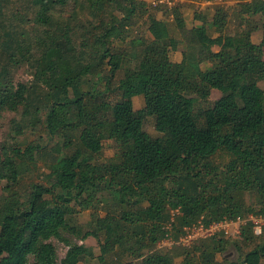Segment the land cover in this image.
Segmentation results:
<instances>
[{
  "label": "trees",
  "instance_id": "trees-1",
  "mask_svg": "<svg viewBox=\"0 0 264 264\" xmlns=\"http://www.w3.org/2000/svg\"><path fill=\"white\" fill-rule=\"evenodd\" d=\"M92 1L96 21L80 27L83 44L78 51L72 27L76 15L62 23L55 12L71 4L76 12L83 6L82 0H0V45L5 47L0 57H6L1 76L18 62L10 43L22 34L17 27L23 30L21 23L31 19L37 30H43L35 36L41 50L34 61L38 66L35 83L18 87L2 84L0 114L18 112L21 107L28 113L45 111L50 136L63 133L66 138L61 148H53L59 158L47 176L49 185L34 184L26 201L7 187L11 191L0 203V264H59L57 250L50 243L53 238L71 246L61 264H80L82 257L76 254L84 248L70 245L62 235L77 232L68 223V217L76 213L72 204L88 208L99 191L114 186L118 176L125 177L119 190L121 203L134 207L143 203L140 197H149L150 206L136 214V221L125 214L124 223L114 218L111 223L101 222L107 228L99 257L102 263L113 253L130 258L123 264H176L171 255L156 251L165 238L161 232L159 237L157 229L161 231L167 205L181 207L180 224L188 226L205 213L206 226L264 213V89L260 86L264 82V0H235L239 27L248 26L251 18H262L263 39L258 45L247 44L240 32L225 33L230 16L223 7L216 8L211 22L204 13H195L202 24L191 30L175 9L177 26L185 33L181 63L172 62L170 51L150 49L148 42H143L141 51H133V56L113 46L118 39L126 40L129 29L145 19L152 40L177 51L181 41L172 37L167 22L152 13L161 5L139 0ZM11 2L19 9L24 5L29 13L17 15L20 22L16 27L7 23L5 9ZM111 5L120 18L109 21L105 10ZM132 58L137 60L134 68ZM210 62L213 67L202 68ZM122 71L124 76L118 79ZM213 90L222 94L214 103L210 101ZM140 97L144 107L135 110V98ZM149 117L154 119L159 137L146 132ZM100 132L119 143L118 162H95L103 153L102 143L95 138ZM221 152L229 155L230 161L218 182L208 180L218 173L214 159ZM3 153L0 185L8 179L15 186L30 166L49 155L45 147L23 148L20 144L5 147ZM246 193L258 199L255 205L244 203ZM160 197L162 204L157 200ZM144 217L156 220L151 235L144 224L135 225L149 222ZM122 226L132 228L131 235H116ZM239 228L245 241L257 239L251 223ZM97 236L96 231L87 232L81 240ZM223 237L228 235L219 232L193 249L175 245L185 255L182 264H193L195 258L202 264H222L217 255L229 244ZM109 243L117 252L106 247ZM84 254L94 258L90 250ZM244 264H264V237L246 254Z\"/></svg>",
  "mask_w": 264,
  "mask_h": 264
},
{
  "label": "rangeland",
  "instance_id": "rangeland-1",
  "mask_svg": "<svg viewBox=\"0 0 264 264\" xmlns=\"http://www.w3.org/2000/svg\"><path fill=\"white\" fill-rule=\"evenodd\" d=\"M142 2H146L148 4L153 5V3H159L161 5L160 10L152 9L153 15L159 19L160 21H165L170 25L171 35L174 39L180 40L181 44L178 47V50L173 52L169 50L170 48L162 44L158 41H153L151 35L148 32V21L145 19L138 20L136 26L131 27L125 36L126 40L118 39V41L113 43V46L119 50L120 52L126 53L129 55H134L133 51H141V46L143 42H148L149 48L156 51H170V57L173 63H181L183 60V50L185 48L184 39L185 33H183L177 26V22L175 20V16L173 11L177 9L181 14L185 21L186 29H193L192 26L196 24V22L201 23L199 20H196L195 13H204L207 16L208 22L212 21L213 15L215 14L217 7H223L227 11L230 16L227 20V26L225 33L228 35H236L237 33H242V36L245 39L247 44H255L258 45L262 42L263 39V20L261 17H254L250 19V24L245 28L239 27L238 21L236 20V15L238 14V7L235 0H139ZM161 1H165L160 3ZM13 2V0H12ZM10 3L8 7L5 9L7 23L13 24V26L17 23L19 24L20 20L17 15L29 14L24 5H20V9L16 6V4ZM83 6L78 8L76 12L73 11L74 6L71 4L70 6H66L64 9L57 10L55 12V17L57 20L62 23L68 22L71 19L73 14L76 15L75 21L72 24L74 34L76 37V42H74V46L79 48L82 39L80 38L82 34L81 26H88L87 24L91 22H95L96 20L92 17L94 14V10L91 7L93 1L90 0H82ZM170 3L171 6L168 4ZM24 7V8H21ZM76 9V6H75ZM91 12V13H90ZM107 14V19L110 21L115 18H120V14L117 10H115V6H107L105 10ZM22 24V28H18L21 31V35H18L13 39L12 42V50L11 53H14L18 58V62L14 64L9 70L8 73L4 76L2 75L3 65L6 64V57H0V86L2 84L8 85L9 87H18L20 84L31 86L35 83V74L37 72L38 66H35L40 56L41 50L38 47L37 42L35 41V36H40V33L43 30H37L34 26V23L31 19L24 21ZM21 26V25H20ZM16 27V26H14ZM24 31V32H23ZM212 32V31H211ZM80 34V35H79ZM214 34V33H213ZM79 35V36H78ZM26 36V37H25ZM96 36L94 37L95 40ZM28 39V40H27ZM27 40V41H26ZM91 41V42H94ZM22 47V48H21ZM5 47L0 45V56L4 52ZM220 48L215 47L214 51L219 52ZM80 51V48L78 49ZM131 67L134 68L137 65V60L132 58ZM214 64L204 63L202 65L203 69L211 68ZM106 68V67H105ZM125 71H122L118 75V79L124 76ZM7 83V84H5ZM261 88L264 89V82L260 84ZM103 87V86H102ZM2 87H0L1 89ZM222 97V94L213 90L211 92L210 101L212 103L216 102ZM144 107V99L142 97L135 99V110H140ZM46 119L47 112L45 111H32L30 113L27 112V109L21 107L18 112H2L0 114V156H2L3 150L5 147H13L17 144H20L23 148L27 145L41 146L45 147V151L48 152V156L42 157L38 160L37 165L30 166V170L21 176L20 183L12 185L8 179L4 180L0 185V203L3 202L2 199L7 197L8 190L7 187H12L13 192L18 196L21 201H26L32 191V187L34 184H44L49 185L47 176L50 174L51 168L56 163V159H58V154L53 151L54 147L61 148L63 143H65L66 138L59 134L55 137H51L46 128ZM21 124V126L19 124ZM20 127V129H18ZM145 130L152 137H159L160 134L155 129V121L153 118H147L145 122ZM80 134H78L79 136ZM77 136V135H76ZM97 141L102 143V154L96 157L95 162L104 165L118 162V154L120 145L115 140H110L107 138L104 133H97L95 136ZM44 152V151H42ZM65 154H70L71 152L64 151ZM215 168H217L218 173L216 176H211L208 178L212 179L214 182H218L219 178L222 175V172L225 166L230 161L229 155L226 153H218L214 159ZM223 170V171H221ZM106 175L108 179V175L106 172L103 173ZM109 181V180H107ZM125 177L118 176L114 182V186L109 189H103L99 191L97 196H95L88 208H82L81 206L73 203V207L75 208V214L73 216L68 217L69 227H75L77 232H63L62 235L65 240L70 242V245L79 247H83L77 251V256L82 257L80 264H123L126 261H129L130 258L128 256H113L109 254L105 257L104 263H102L99 257L102 255L101 245L102 243H106L105 231H107L106 225H102V221H107L106 223H111L113 218L116 221H120L122 223L123 216L127 214L129 219L136 221V214H141L145 209L150 206L148 202L149 197H140L141 203L140 205L131 207L130 205L121 203V188L124 186ZM105 185V184H104ZM170 189L174 188V185L169 184ZM176 188V186H175ZM11 189V188H10ZM244 203L248 206L255 205L257 203V198L251 197L248 193H246L243 197ZM160 204L164 202L163 198L157 199ZM128 206V207H127ZM165 207V205H164ZM259 214H247L239 216L240 218H248L250 216H256ZM164 219L160 221L161 231L157 229L159 237L161 233H165V238H161V241L156 247V251H160L163 253H167L171 255L176 264H182L185 261V255L183 254V250L178 246H164V242L167 239H172L176 241L180 235L183 233L184 228L188 227V225H181L180 219L183 218V212L181 207L173 208L170 205H167L162 212ZM207 213L198 217L192 224L200 221L201 219L207 218ZM145 218V217H144ZM147 219V218H145ZM149 222H136L137 224H144V226L149 229V234L151 235L152 229H155V219H147ZM123 225V224H122ZM135 227V226H132ZM122 229H127V232H123ZM132 229V228H130ZM128 226L123 227L116 231V235H131L133 232L130 230ZM96 231L98 235L97 238L89 237L87 240L82 241V236L87 232ZM253 234L255 238H257L254 242H247L241 236V230L238 228H234L230 235L227 238H224L229 244L226 245L224 252L219 253L217 255V259L222 264H244V260L246 254H248L251 250L254 249L255 244L259 241H262L264 237V227L261 230L253 229ZM161 232V233H160ZM82 233V234H81ZM222 239V238H220ZM133 245H135V241H131ZM209 243L210 241H205ZM50 243H52L58 253V262L62 263L64 259H66L67 253L70 250L69 245H67L64 241L59 239H51ZM204 243V242H202ZM201 244V243H200ZM197 245L198 247L200 246ZM202 245V244H201ZM106 247L110 249V251H116V249L112 244H107ZM137 247V246H136ZM193 249V248H192ZM190 249V250H192ZM84 250H90L94 254V258H90L87 254H84ZM188 250V249H187ZM117 252V251H116ZM197 255H200V252H197ZM193 264H202L201 260L195 258Z\"/></svg>",
  "mask_w": 264,
  "mask_h": 264
},
{
  "label": "built area",
  "instance_id": "built-area-1",
  "mask_svg": "<svg viewBox=\"0 0 264 264\" xmlns=\"http://www.w3.org/2000/svg\"><path fill=\"white\" fill-rule=\"evenodd\" d=\"M165 1H161L163 3ZM156 2L153 3V6H158ZM251 223L255 229L261 230L264 227V213L256 216H250L248 218H240L237 219H224L219 222H214L209 226H206L203 219L193 224L192 226H188L184 228V231L178 241H173L172 239H167L164 242V246H173V245H181L185 248H192L195 244L202 240H206L214 236L215 234L224 231L228 236L234 228H238L240 226H246ZM240 225V226H239ZM234 227V228H233Z\"/></svg>",
  "mask_w": 264,
  "mask_h": 264
},
{
  "label": "crops",
  "instance_id": "crops-1",
  "mask_svg": "<svg viewBox=\"0 0 264 264\" xmlns=\"http://www.w3.org/2000/svg\"><path fill=\"white\" fill-rule=\"evenodd\" d=\"M237 3V2H236ZM170 6H171V4L170 3H168ZM202 23H199V22H196V24L195 25H193L192 26V28H194V27H196V26H200ZM214 36H217V35H214ZM214 50V49H213ZM136 99V98H135Z\"/></svg>",
  "mask_w": 264,
  "mask_h": 264
}]
</instances>
